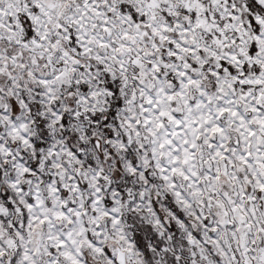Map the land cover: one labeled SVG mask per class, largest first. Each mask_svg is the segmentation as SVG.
I'll list each match as a JSON object with an SVG mask.
<instances>
[{
	"label": "snow or ice",
	"instance_id": "snow-or-ice-1",
	"mask_svg": "<svg viewBox=\"0 0 264 264\" xmlns=\"http://www.w3.org/2000/svg\"><path fill=\"white\" fill-rule=\"evenodd\" d=\"M0 264H264V0H0Z\"/></svg>",
	"mask_w": 264,
	"mask_h": 264
}]
</instances>
